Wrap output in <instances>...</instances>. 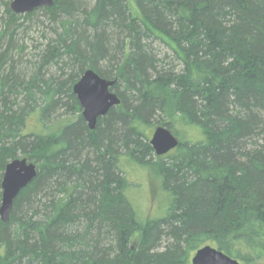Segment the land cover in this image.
<instances>
[{"label": "trees", "instance_id": "trees-1", "mask_svg": "<svg viewBox=\"0 0 264 264\" xmlns=\"http://www.w3.org/2000/svg\"><path fill=\"white\" fill-rule=\"evenodd\" d=\"M133 1L137 16L128 0L38 7L48 37L18 73L21 15L8 4L0 166L21 154L37 175L0 218V264H191L205 245L264 264V0ZM88 69L115 79L121 99L93 130L73 92ZM62 109L77 118L44 133ZM156 124L179 145L154 161ZM131 163L161 174L162 217L137 216Z\"/></svg>", "mask_w": 264, "mask_h": 264}, {"label": "water", "instance_id": "water-1", "mask_svg": "<svg viewBox=\"0 0 264 264\" xmlns=\"http://www.w3.org/2000/svg\"><path fill=\"white\" fill-rule=\"evenodd\" d=\"M54 0H12L10 7L16 14L35 11L38 7L52 6ZM115 79H107L93 69L86 70L73 85V92L82 106V115L90 129H95L98 119L106 116L111 108L120 104L121 99L112 89ZM156 155L170 153L179 145L178 137L166 126H157L150 138ZM37 175V165L27 158H14L5 167L0 205V218L7 222L15 197L20 190L29 185ZM191 264H240L220 249L205 245L199 248L191 258Z\"/></svg>", "mask_w": 264, "mask_h": 264}, {"label": "rangeland", "instance_id": "rangeland-1", "mask_svg": "<svg viewBox=\"0 0 264 264\" xmlns=\"http://www.w3.org/2000/svg\"><path fill=\"white\" fill-rule=\"evenodd\" d=\"M12 0H0V53L7 48V43L5 37L7 33L3 36V31L6 29L5 18L8 16V4L10 7ZM129 7L133 13V16H137L138 10L134 4L133 0H128ZM11 9V7H10ZM43 10L39 9L31 12V15L19 14L21 19L19 20V26L17 28L15 50L12 53L10 65L14 64L15 71L18 73L21 65L24 66L28 59L35 60L39 50L42 45L46 42L48 37V18L43 14ZM26 15V16H25ZM29 16V17H28ZM12 52V51H11ZM11 55V53H10ZM62 110L55 112L53 114V119L55 118V125L50 126L44 130V133L50 130H55L61 124H64L66 120H75L78 114L68 115L62 114ZM158 124L148 128V135L152 136L154 129ZM28 129L39 131L40 123L37 116H33L28 120ZM51 128V129H50ZM178 131V134L184 137V140L191 138V133L189 130H181L177 127L174 131ZM184 131V132H183ZM193 136V133H192ZM155 153V151H154ZM172 154L175 151L170 152ZM157 160L156 153L154 154ZM19 158H29L27 156L19 154ZM12 160V159H11ZM8 159L7 163L11 161ZM29 160V159H28ZM32 161V160H29ZM33 162V161H32ZM5 172V166L2 168L0 166V191H2L1 183L3 180V175ZM126 176L130 181L131 186L127 190L129 201L132 204L137 216L141 220H149L154 218H159L165 215L166 206L168 203V194L163 188L162 176L157 170L155 165H135L129 164L126 167ZM2 199V198H1ZM0 199V205H1ZM194 253L192 254V256Z\"/></svg>", "mask_w": 264, "mask_h": 264}]
</instances>
